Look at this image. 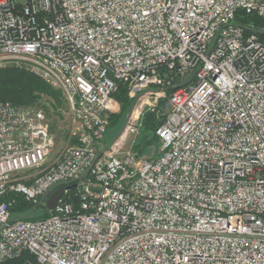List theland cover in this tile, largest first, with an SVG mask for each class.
I'll return each instance as SVG.
<instances>
[{"label":"built area","instance_id":"obj_1","mask_svg":"<svg viewBox=\"0 0 264 264\" xmlns=\"http://www.w3.org/2000/svg\"><path fill=\"white\" fill-rule=\"evenodd\" d=\"M245 27L264 0H0V68L59 89L73 141L50 159L45 112L0 101V264H264V39ZM119 83L152 100L154 159L98 149ZM58 187L48 217L12 215Z\"/></svg>","mask_w":264,"mask_h":264},{"label":"rangeland","instance_id":"obj_2","mask_svg":"<svg viewBox=\"0 0 264 264\" xmlns=\"http://www.w3.org/2000/svg\"><path fill=\"white\" fill-rule=\"evenodd\" d=\"M9 67L28 72L26 70L18 69L9 65L0 68V70ZM40 80L45 82L42 79ZM45 83L47 84V90L44 89L42 91L35 92V94L38 96V100L33 105L23 107L38 108L45 112L46 122L53 144L51 148L50 159H53V157L57 155L63 146L73 142L68 138L72 126V119L66 100L61 91L49 83ZM128 96L133 99L132 106L129 110L123 113H119L121 111L120 106L118 102L114 101L116 103L114 108L109 112V116L111 114H118L120 117L116 123L108 125L105 133L99 140L100 147L98 149L103 150L107 147H110L111 142L115 139L110 149L112 153H123L130 150L134 152L140 159H154L159 154L160 143L153 140L147 143L146 141L150 139L151 135L143 128L144 115L147 112L148 104L152 103V100L150 98L145 99L143 92H138L133 96H130L128 93ZM135 100L136 102L134 104ZM120 130L122 132L117 137ZM145 136L147 138L143 140ZM139 150H141V152H139ZM41 205H45L44 202H42ZM40 208L41 207L36 208L35 211L31 213H22L19 216L25 218L37 215Z\"/></svg>","mask_w":264,"mask_h":264},{"label":"trees","instance_id":"obj_3","mask_svg":"<svg viewBox=\"0 0 264 264\" xmlns=\"http://www.w3.org/2000/svg\"><path fill=\"white\" fill-rule=\"evenodd\" d=\"M250 17H242L238 12L236 14V21L241 25L249 24ZM259 24V23H258ZM259 27V25H257ZM264 39V36H260ZM47 84L41 81L39 78L25 71L17 70L14 68H6L0 70V100L11 102L14 105L28 106L33 105L37 100L38 96L35 94L37 91L47 90ZM128 86L125 83H119L118 89L112 94V98L118 102L120 106V112L123 113L129 110L132 106L133 99L128 96ZM120 115L111 114L109 116V125L116 123ZM159 122L156 120L154 113L147 111L144 115L143 128L146 132L150 133V139L147 143L153 141L159 142L155 130ZM147 137L145 136L143 140ZM137 148V147H136ZM138 152V151H137ZM141 152V150H139ZM65 189H69V196L75 202L77 200L73 183H67L64 185ZM41 207L37 215L25 217L28 219H43L50 215V210L45 205H34L29 206L24 203L21 199H18L16 204L12 207V215L19 216L22 213L34 212L36 208ZM27 254H22L20 257L3 262L2 264H26L25 258Z\"/></svg>","mask_w":264,"mask_h":264},{"label":"water","instance_id":"obj_4","mask_svg":"<svg viewBox=\"0 0 264 264\" xmlns=\"http://www.w3.org/2000/svg\"><path fill=\"white\" fill-rule=\"evenodd\" d=\"M245 29L249 32H253V33H256L258 35H263L264 36V31L261 30V29H258V28H251V27H245ZM194 72H192L186 79L182 80L181 82H178L176 83L174 86L172 87H169L167 88V90H172V89H176L180 86H183L184 84L188 83L191 81L192 77L194 76ZM137 100V99H136ZM136 100L134 101V104L136 102ZM133 104V105H134ZM122 131L120 130L117 137L120 135ZM115 139L111 142L110 145H112L114 143ZM91 189H95V188H91ZM63 192H64V188L63 187H58L56 188L55 190L51 191V190H48L44 195L43 197L41 198V201L44 202L46 208L48 210H52L57 201L60 199V197L63 195ZM15 219V218H13Z\"/></svg>","mask_w":264,"mask_h":264}]
</instances>
